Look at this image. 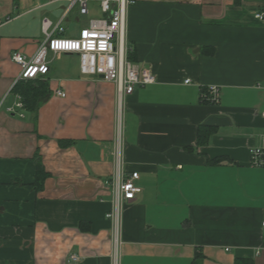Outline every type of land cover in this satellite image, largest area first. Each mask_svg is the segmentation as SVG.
<instances>
[{
  "label": "crops",
  "instance_id": "crops-1",
  "mask_svg": "<svg viewBox=\"0 0 264 264\" xmlns=\"http://www.w3.org/2000/svg\"><path fill=\"white\" fill-rule=\"evenodd\" d=\"M259 11L264 0L128 8V58L156 81L121 100L119 162L116 83L82 74L72 53L50 52L49 73L31 80L16 81L12 60L36 54L45 17L54 36H79L99 0L89 14L71 0H0V264H113L107 181L119 169L141 188L124 208L120 264H264V167L251 159L264 131ZM211 85L218 102L203 98ZM39 86L36 108L10 110ZM201 126L215 129L204 144Z\"/></svg>",
  "mask_w": 264,
  "mask_h": 264
},
{
  "label": "built area",
  "instance_id": "built-area-1",
  "mask_svg": "<svg viewBox=\"0 0 264 264\" xmlns=\"http://www.w3.org/2000/svg\"><path fill=\"white\" fill-rule=\"evenodd\" d=\"M95 0H71L72 5L77 4L81 14L90 13V5ZM136 3V0H99L101 17L90 18L87 26L83 27L77 37L54 36L52 21L45 17L42 20V28L45 37L36 54L27 58L21 52H14L12 60L21 68L16 81L31 80L39 75L49 73L48 57L50 52L72 53L79 59L80 72L85 75L99 76L105 81L114 82L118 86L119 117H118V155L121 159L122 142V106L124 95L132 94L136 87L147 85L156 81V76L148 68H140L128 58L129 49L125 41V25L128 8ZM264 19V12L259 11L255 15ZM190 82V79L186 80ZM56 94L66 96V92L57 90ZM221 91L219 86L211 85L207 88L203 98L209 102H218ZM24 103L22 96L18 95L15 108L22 109ZM23 116V113H19ZM264 117V110L262 112ZM252 164L264 167V131L262 145L251 149ZM139 172H133L130 176H123L120 169L107 181L112 194V207L107 217L112 221V259L113 264H120V249L123 243V213L127 204L136 198L141 188L137 185ZM264 225V222H263ZM70 260L79 261L77 254H72Z\"/></svg>",
  "mask_w": 264,
  "mask_h": 264
},
{
  "label": "trees",
  "instance_id": "trees-1",
  "mask_svg": "<svg viewBox=\"0 0 264 264\" xmlns=\"http://www.w3.org/2000/svg\"><path fill=\"white\" fill-rule=\"evenodd\" d=\"M128 57L133 60L132 55L129 54ZM41 89H43V87L39 86L38 92H36L35 90H34V92L31 91L29 94H24V92H23V94H21L23 102L32 108L33 107L36 108L37 105H39V103H40L38 98L40 96H42V94H43L40 91ZM214 130H215L214 128L209 127V126H201L199 129V133H198V142L200 144L206 143V141L208 140L207 138L210 137V135L214 132ZM218 159H216V160H218ZM46 176H47V173L43 170L42 165L38 159V161H37V175H36V184H37L36 186H37V188H42L43 182H44V179ZM239 264H251V263L241 261Z\"/></svg>",
  "mask_w": 264,
  "mask_h": 264
},
{
  "label": "rangeland",
  "instance_id": "rangeland-1",
  "mask_svg": "<svg viewBox=\"0 0 264 264\" xmlns=\"http://www.w3.org/2000/svg\"><path fill=\"white\" fill-rule=\"evenodd\" d=\"M71 28H72V29H77V28H78V25H77L76 23H72V24H71Z\"/></svg>",
  "mask_w": 264,
  "mask_h": 264
}]
</instances>
